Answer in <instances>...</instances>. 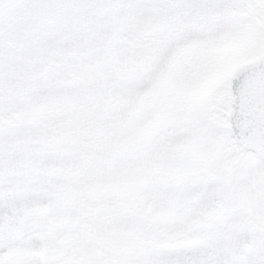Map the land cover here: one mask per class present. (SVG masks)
Returning <instances> with one entry per match:
<instances>
[{
  "label": "snow or ice",
  "instance_id": "6c2138e0",
  "mask_svg": "<svg viewBox=\"0 0 264 264\" xmlns=\"http://www.w3.org/2000/svg\"><path fill=\"white\" fill-rule=\"evenodd\" d=\"M0 264H264V0H0Z\"/></svg>",
  "mask_w": 264,
  "mask_h": 264
}]
</instances>
